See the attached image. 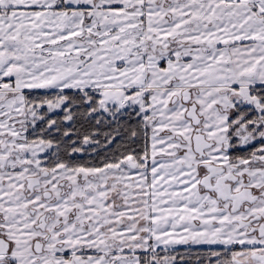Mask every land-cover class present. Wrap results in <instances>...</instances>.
I'll return each mask as SVG.
<instances>
[{
  "label": "snow or ice",
  "instance_id": "snow-or-ice-1",
  "mask_svg": "<svg viewBox=\"0 0 264 264\" xmlns=\"http://www.w3.org/2000/svg\"><path fill=\"white\" fill-rule=\"evenodd\" d=\"M0 264H264V0H0Z\"/></svg>",
  "mask_w": 264,
  "mask_h": 264
}]
</instances>
